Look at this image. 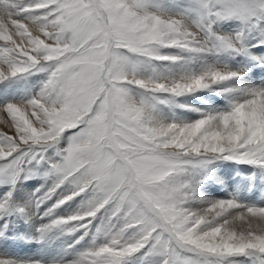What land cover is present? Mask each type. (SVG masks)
Wrapping results in <instances>:
<instances>
[{
  "label": "snow or ice",
  "instance_id": "6c2138e0",
  "mask_svg": "<svg viewBox=\"0 0 264 264\" xmlns=\"http://www.w3.org/2000/svg\"><path fill=\"white\" fill-rule=\"evenodd\" d=\"M229 22L236 27L220 29ZM253 30L261 38L249 44ZM261 45L264 0H192L179 12L153 0H0V83L42 76L27 98L0 103V183L9 185L0 216L26 215L29 203L38 207L67 182L73 190L46 215L81 193L92 199L41 225V236L83 230L79 243L101 209L110 215L97 229L102 242L94 235L90 247L51 264H126L141 252L155 264H239L230 258L241 255L264 264V205L206 198L199 186L208 176L196 174L214 160L264 168V80L216 89L250 69L189 64L195 54L227 53L264 65L251 51ZM202 89L228 93L227 104L178 103ZM165 107L199 115L168 116ZM49 149L58 160L48 159ZM33 162H47L44 175L55 180L21 205L15 185ZM0 264L43 262L0 256Z\"/></svg>",
  "mask_w": 264,
  "mask_h": 264
},
{
  "label": "rangeland",
  "instance_id": "374dc122",
  "mask_svg": "<svg viewBox=\"0 0 264 264\" xmlns=\"http://www.w3.org/2000/svg\"><path fill=\"white\" fill-rule=\"evenodd\" d=\"M153 2L163 3L171 11L179 12L189 10L192 0H153ZM232 28L235 27H230V29ZM221 30H229V28L228 26H225V28H221ZM260 38L261 37L259 33L253 30L248 34V43H255V41L259 40ZM162 51L166 54H179L182 56L184 55L185 57L193 55L190 53H179L176 49H163ZM251 51H253L258 56L264 55V45L251 49ZM226 54L227 53H223L221 55L223 59L222 64L226 63ZM195 55L200 59L198 58L190 60V66L192 67H200L204 63L216 62V57L214 54ZM230 56L233 57L235 62L230 63L229 67L233 69L248 68L250 70L238 78L235 81L236 83H233L232 81H225V83L222 82L221 88H226L227 85H229L227 86L229 88H235L236 86H238L236 88H242L241 85L243 87L255 85L261 83L262 80H264V71H261V69H264V65L258 64L257 62L252 61L250 57L244 56L242 54L238 56L229 55V58ZM41 78V74H34L33 76L13 81L12 83L17 82V90L19 89L18 91L21 95V98H24L22 97V93L25 90L29 96L38 90L39 81ZM7 84L8 83H0V88L4 89ZM215 88L219 89L218 86H215ZM226 94L228 93L202 89L195 93L179 97L178 103L187 104L195 108H206L209 106L215 108L218 107V104H221L220 98L226 101L224 103L225 105L227 104L228 101L224 99ZM16 100H19V98ZM225 105H223V107ZM165 110H167V112L170 111L169 114H167L168 116H172L174 113H179L181 115V119L187 120L195 119L197 117L196 115L198 114L197 112H193L188 108L169 109L168 107H165ZM67 142L68 141L66 139H62L58 147H65ZM47 157L51 161H56L59 159V157L56 155L55 149H49ZM25 168L26 171L20 174V178L17 180L14 190V199L18 204L21 205L26 201H33L34 195H39L47 191V189L53 185L55 180L53 176L44 175V172L47 171V162H42L40 164L33 162L26 165ZM196 174L199 176L207 174L208 178L204 179L203 183L200 184L199 191L203 196L210 199L213 197L230 198L231 195H235L237 197L236 191L234 190L236 189L235 184L237 183L239 186L243 180H248L247 177L250 180H253L254 184H257L256 180L260 182L263 180V184L262 186L260 185L261 187L259 188V192L257 191L255 193V188L253 189L252 193H254L253 196L258 194L255 197L256 199L259 198V200H257L255 203L258 205H264V168L246 163L238 164L235 161L214 160L207 165L198 166L196 169ZM2 176L3 173H0V177ZM213 176L218 177L219 180L213 179ZM8 187V184L0 183V192L5 191ZM73 188L74 185L66 182L61 186L60 189H57V192L52 197V199L44 201V203L40 204L38 207L34 203H29L26 215H21L20 213L12 211L7 215L0 216V231H3L4 233L2 236H0V256L16 259L31 258L35 260H41L43 264H51L53 260H58L61 257L64 259H71L76 251L90 247L93 243L94 235H96V243L102 242L104 235L102 232L101 234L97 235V229H103L106 224L105 217L110 215V213L106 212L104 209H101L100 212L97 213L96 218L93 219L91 225L88 226V235H85L84 239L79 243H75V241L78 236L83 235V230L69 235V233H65V231L51 229L45 232L43 236H41L40 232L38 231L41 225L49 223L50 220H52V218H56V216L63 217L87 209L88 202L92 199L93 195L90 192L81 193L79 196L75 197L71 201H68L66 204L52 209L51 213L46 215L52 204L55 203L56 199L71 192ZM37 189H40L39 193L36 192ZM246 193V188H243V192H241V194L243 195ZM237 199L243 204H251L246 203L244 198L237 197ZM130 234L131 233H129V235ZM141 255L142 252L134 254V256L129 259L126 264H155V257L145 258L143 261H141ZM248 257L249 256L241 255L232 257L230 259L235 258L234 260L239 261Z\"/></svg>",
  "mask_w": 264,
  "mask_h": 264
},
{
  "label": "bare ground",
  "instance_id": "6f19581e",
  "mask_svg": "<svg viewBox=\"0 0 264 264\" xmlns=\"http://www.w3.org/2000/svg\"><path fill=\"white\" fill-rule=\"evenodd\" d=\"M225 26H228V28H229V30H230V27H236V23L235 22H229V24L228 25H224V24H221L219 27H220V29L221 28H225ZM251 42V41H250ZM253 42V41H252ZM256 42V41H255ZM254 43V42H253ZM253 43H251V44H253ZM223 53H220V54H214V56L216 57V62L215 63H217V65H224V64H227L228 66H230V63H232V62H235V60L233 59V57L232 56H230V58H229V55H227L226 54V58H225V62L226 63H224V64H222V62H223V59H222V57H221V55H222ZM185 55H187V54H185ZM189 55V54H188ZM184 56V55H183ZM236 56H238V55H236ZM205 58V57H204ZM200 59V58H199ZM200 61V60H199ZM198 63H200V62H198ZM189 64L191 65V62L189 61ZM201 65V64H200ZM247 80H249V79H247ZM233 83L235 82V81H232ZM244 82H245V80H244ZM251 82V81H250ZM17 83V82H16ZM16 83H8L6 86H5V88L4 89H1L0 88V103H5V102H8V101H14V100H16V99H20L21 98V95L19 94V89L17 90V84ZM225 83V82H224ZM236 83V82H235ZM222 84V83H221ZM221 84L220 85H217L218 87H219V89H221ZM227 84V83H226ZM231 85V84H230ZM236 85V84H235ZM234 85V86H235ZM216 86V87H217ZM227 86H229V85H227ZM226 86V88H229V87H227ZM233 87V86H232ZM236 87H238V86H236ZM235 87V88H236ZM241 87H243L242 85H241ZM13 88V89H12ZM23 89V88H22ZM22 89H20V90H22ZM11 90H12V94H11ZM14 90V91H13ZM26 91V90H25ZM24 91V92H25ZM22 92V91H21ZM23 92V93H24ZM22 93V97H24V98H27L29 95L25 92L24 94ZM226 95H228V94H226ZM192 98V97H191ZM224 99H225V97H224ZM188 102V101H187ZM226 101L225 100H222L221 98H220V103L221 104H218V107H223V105H225L224 103H225ZM190 103H191V101H190ZM179 109V108H178ZM186 109V108H185ZM170 112V111H169ZM169 112H167V110H165V114L167 115V114H169ZM171 114V113H170ZM174 115L175 116H177V117H179V118H181V115L179 114V113H177V114H175L174 113ZM199 114H197L196 116H198ZM187 120V119H186ZM238 164H239V162H237ZM216 189V188H215ZM213 198H215V197H213ZM220 198V197H219ZM251 204H256V203H251ZM64 209V208H63ZM67 209V208H66ZM69 210V209H68ZM70 212V211H69ZM45 214V213H44ZM62 214V213H61ZM58 215V214H57ZM57 217V216H56ZM60 217V216H59ZM53 219V218H52ZM60 230V229H59ZM65 233H67V232H65ZM70 235V234H69ZM235 259V258H234ZM234 259H232V260H234ZM254 260H255V258L254 257H248V258H243V259H241V260H239L238 262H239V264H254Z\"/></svg>",
  "mask_w": 264,
  "mask_h": 264
}]
</instances>
